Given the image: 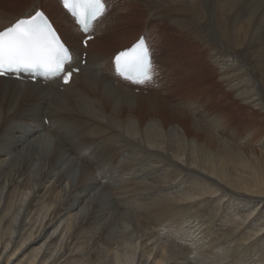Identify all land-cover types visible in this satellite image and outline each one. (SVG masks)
<instances>
[{
	"label": "bare ground",
	"instance_id": "bare-ground-1",
	"mask_svg": "<svg viewBox=\"0 0 264 264\" xmlns=\"http://www.w3.org/2000/svg\"><path fill=\"white\" fill-rule=\"evenodd\" d=\"M105 1L83 47L60 0H0V30L42 8L80 67L0 77V264H264V0H211L218 44L207 0ZM164 34L215 63V94ZM142 35L156 73L133 84L113 58Z\"/></svg>",
	"mask_w": 264,
	"mask_h": 264
},
{
	"label": "snow or ice",
	"instance_id": "snow-or-ice-1",
	"mask_svg": "<svg viewBox=\"0 0 264 264\" xmlns=\"http://www.w3.org/2000/svg\"><path fill=\"white\" fill-rule=\"evenodd\" d=\"M83 33L90 31L92 22L103 15L105 0H62ZM86 36L85 46L91 40ZM73 55L61 40L42 11L17 19L0 30V77L22 72L39 73L46 77L63 74L69 83L79 68L72 66ZM116 73L135 83L143 84L153 76V66L145 37L114 58ZM67 65V68H66Z\"/></svg>",
	"mask_w": 264,
	"mask_h": 264
},
{
	"label": "rangeland",
	"instance_id": "rangeland-1",
	"mask_svg": "<svg viewBox=\"0 0 264 264\" xmlns=\"http://www.w3.org/2000/svg\"><path fill=\"white\" fill-rule=\"evenodd\" d=\"M208 2H204V5H203V8H205L207 10V13L210 15V21L212 22L213 20V25L210 24L209 26V33L207 34V30L205 31V35L208 36L209 35V38H212V40L214 39V35H212L214 33H212V29L215 28L216 32H217V29L216 27L220 25L221 21L218 19L220 18V15L218 13H215V5H212L211 3V0H207ZM210 3V4H209ZM26 5L22 6L21 8H24ZM214 8V9H213ZM219 15V17H218ZM227 15L229 16V13H227ZM230 18V16H229ZM248 18V17H247ZM246 23V22H245ZM212 27V28H211ZM251 27V28H250ZM246 28L250 29L249 31H246L245 32V35H247L248 37V42H251V40H256L257 43L260 42V40L263 38L264 36V28H257L258 32H251L252 30H254L255 28V25H252V20H250L249 22H247L246 24ZM247 29V30H248ZM250 32V33H249ZM140 32H138L137 34H139ZM170 33V32H169ZM247 33V34H246ZM255 33L256 36H253L252 34ZM131 34V35H130ZM218 34V33H217ZM170 36H168L167 34H164V48L167 50V53L169 52V54L171 56L174 57V55H179L180 53V57H178V59L180 60V63H181V71L185 69H187L189 67V65L192 63V67H195L198 70V74L199 76L198 77H201L200 79H198V82L195 80V79H191L189 80V84L192 86V85H201V86H204V91L208 92V93H212V94H215L216 93V89H217V86H221L219 84L220 81L216 78V65L215 63H213L209 58L205 57V60H204V64L201 65L200 60H197L198 57L200 56V52L202 53L203 55V52H202V49H200L199 46H197V44L195 45H192V50H186L184 49V46L185 44H188L187 40H185V38H181V40L177 41V39L175 38V36H173L172 34H169ZM127 36L129 37H135L136 36V33L132 30V31H128L127 33ZM262 36V37H261ZM258 37V38H257ZM172 38V39H171ZM194 36H192L191 40L190 41H194ZM251 39V40H250ZM167 40V42H166ZM214 44H218V41L216 40H213L212 41ZM130 43V42H129ZM129 43H119V42H116L113 46L116 48V47H121V46H124V45H128ZM167 43V44H166ZM170 45V46H169ZM174 46V47H173ZM183 48V49H182ZM176 49V50H175ZM179 49V50H178ZM262 49L264 51V48L262 46ZM261 49V51H262ZM165 50V51H166ZM175 50V51H174ZM252 50H250L251 52ZM171 52V53H170ZM179 52V53H178ZM195 53V54H194ZM246 57H244V61H247L248 63H250L249 60H253L250 56H248L247 54L245 55ZM187 59V60H186ZM208 61V62H207ZM190 62V63H189ZM212 63V64H211ZM188 64V65H187ZM195 65V66H194ZM184 66V68H183ZM188 66V67H187ZM191 66V65H190ZM187 67V68H186ZM190 68V67H189ZM206 69L209 71L210 70V74H208L209 72L206 71ZM214 69V70H213ZM180 71V72H181ZM202 73V74H201ZM197 75V74H196ZM206 76V77H205ZM213 79V80H212ZM198 83V84H197ZM209 84V85H208ZM210 91V92H209ZM210 93V94H211Z\"/></svg>",
	"mask_w": 264,
	"mask_h": 264
}]
</instances>
